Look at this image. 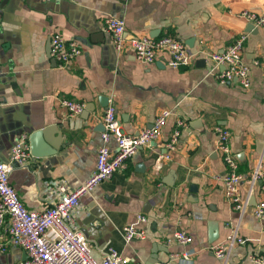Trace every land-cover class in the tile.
Segmentation results:
<instances>
[{"label": "crops", "instance_id": "1", "mask_svg": "<svg viewBox=\"0 0 264 264\" xmlns=\"http://www.w3.org/2000/svg\"><path fill=\"white\" fill-rule=\"evenodd\" d=\"M0 0V159L8 162L14 145L24 135L55 127L56 155L31 157L15 167L10 183L31 211H43L56 200V186L83 185L96 168L104 131V112L110 102L126 134L151 128L164 110L172 115L154 148L139 150L125 171L99 185L82 199L75 219L101 260L110 248L127 264H252L249 255L264 254V220L255 217L264 201L260 181L252 174L260 162L264 170V27L248 33L250 24L240 14L264 15V0ZM107 17L123 19L126 37H170L189 44L197 58L179 69L167 65L161 53L152 65L138 62L128 44L115 50L104 31ZM62 34L77 40L83 53L69 66L51 57V37ZM242 34L248 38L244 62L252 68V86L237 80L220 84L207 54L222 53ZM206 61V67L197 62ZM64 100L85 105L71 118ZM181 128L174 151L167 144ZM217 127L229 130L230 148L239 172V187L247 203L240 212L226 196L220 177L227 167L218 152ZM30 144V141H29ZM111 146L115 147L114 140ZM31 149V145H30ZM45 150H52L45 143ZM32 154V153H31ZM170 156V159H166ZM158 161L161 170L157 169ZM255 198V203L253 200ZM144 214L145 240L127 243L124 228ZM6 221L0 229L5 234ZM237 229L245 245L235 246L227 259L212 248ZM178 230L193 241L181 246L172 240ZM216 230V231H215ZM25 253L10 247L0 253V264H20Z\"/></svg>", "mask_w": 264, "mask_h": 264}, {"label": "built area", "instance_id": "2", "mask_svg": "<svg viewBox=\"0 0 264 264\" xmlns=\"http://www.w3.org/2000/svg\"><path fill=\"white\" fill-rule=\"evenodd\" d=\"M241 18L264 27V15L256 11H245ZM104 31L111 35L115 50L119 53L128 44L134 58L143 65L154 64L161 53L169 56L167 65L174 69L190 65L199 53L189 48L187 44L170 37H126V23L123 19L107 17ZM248 35L242 34L234 40L222 53L207 54L213 63L211 73L220 84H228L237 80L241 87L248 90L252 86V68L244 62V47ZM51 57L69 66L83 53L82 45L74 39H67L56 33L51 37ZM62 105L68 110L71 118L82 114L85 105L64 100ZM172 112L164 110L151 128L140 131L137 135L126 134L117 117L116 106L110 102L107 106L102 124L101 145L97 154L94 172L81 186L70 188L65 181L56 186V200L43 211L28 210L20 200L18 192L10 183V175L15 167H25L32 157L29 137L24 135L12 148L8 162L0 159V229L6 221L9 228L6 233H0V253H6L10 247L21 249L25 258L20 264H127L123 256L114 248H110L99 261L93 256V247L86 234L79 227L75 216L82 208V199L92 193L99 185L110 180L114 174L125 171L129 160L143 148H154L162 138ZM184 121L178 120L167 148L174 151L179 142ZM218 152L222 155L227 167L226 175L220 177L226 196L235 208L242 212L247 203L240 197L239 187L246 178L239 172L237 159L230 148L231 134L229 130L217 127ZM114 140L115 147L111 146ZM170 159V156H166ZM162 164L157 163L161 170ZM253 184L260 181L264 191V170L262 162L252 174ZM255 217L264 220V201L256 204ZM148 223L144 214L137 216L136 222L124 228V238L127 243L134 240H145L147 232L140 226ZM172 240L181 246L191 245L193 238L184 230H178ZM247 239L240 238L238 230L234 229L227 239L212 248L219 259H227L231 250L237 245H245ZM193 251H188L180 257L181 264H189ZM252 264H264V254L249 255Z\"/></svg>", "mask_w": 264, "mask_h": 264}, {"label": "water", "instance_id": "3", "mask_svg": "<svg viewBox=\"0 0 264 264\" xmlns=\"http://www.w3.org/2000/svg\"><path fill=\"white\" fill-rule=\"evenodd\" d=\"M7 0H4L2 2L1 8L3 7L4 4H6ZM258 29L254 24H249L247 28L248 33H254V31H257ZM189 45V44H187ZM189 48H192L191 44ZM197 64L206 67V61L205 60H199ZM56 132V128L53 127H48L44 128L42 130H38L30 135L29 141L31 145V153L32 156L35 158H46L49 156L56 155V153L59 150V146L62 144V141L59 137V133L57 132L58 135V141L55 144L54 142L51 141V137L53 134ZM61 142V144H60ZM45 143L51 144L52 150H45ZM60 144V145H59ZM254 203H255V198H253ZM216 231V230H215Z\"/></svg>", "mask_w": 264, "mask_h": 264}]
</instances>
